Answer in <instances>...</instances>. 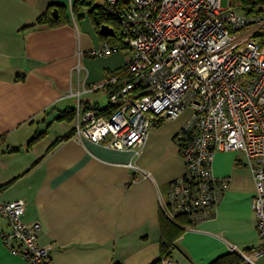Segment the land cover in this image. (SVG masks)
Masks as SVG:
<instances>
[{
  "label": "crops",
  "instance_id": "0c3cea01",
  "mask_svg": "<svg viewBox=\"0 0 264 264\" xmlns=\"http://www.w3.org/2000/svg\"><path fill=\"white\" fill-rule=\"evenodd\" d=\"M52 4L67 21L32 25ZM96 4L105 0H0V201H25L22 219L41 224L38 241L52 246L53 264H150L160 257L161 201L184 172L177 135L190 110L151 128L139 153L69 136L74 118L58 116L74 107L70 94L80 92L85 108H103L108 100L100 103L97 92L106 90L84 88L101 85L130 58L123 48L94 70L89 50L117 35L109 21L102 24L115 35L100 33L89 13ZM212 170L229 186L212 215L176 240L172 264H208L234 246L249 251L261 242L244 155L217 152ZM8 230L0 214V232ZM0 264L30 263L0 237Z\"/></svg>",
  "mask_w": 264,
  "mask_h": 264
},
{
  "label": "built area",
  "instance_id": "2783aa9c",
  "mask_svg": "<svg viewBox=\"0 0 264 264\" xmlns=\"http://www.w3.org/2000/svg\"><path fill=\"white\" fill-rule=\"evenodd\" d=\"M239 0H105L119 24V41L104 42L90 56L128 49L129 80L109 72V112L85 108L76 96L72 137L139 153L149 130L184 110L190 115L177 135L183 174L168 186L162 209L186 216L190 227L208 219L230 179L214 175L217 152H240L251 171L252 210L260 244L244 259L264 256V12L248 14ZM25 201H0L8 231L0 237L12 254L30 264H53L51 245L38 241L41 224L25 222ZM164 264H172L165 259Z\"/></svg>",
  "mask_w": 264,
  "mask_h": 264
},
{
  "label": "trees",
  "instance_id": "16d2710c",
  "mask_svg": "<svg viewBox=\"0 0 264 264\" xmlns=\"http://www.w3.org/2000/svg\"><path fill=\"white\" fill-rule=\"evenodd\" d=\"M241 1L240 7L244 9V11L248 14L253 13H259L264 12V0H251L252 2H249L248 5L244 4L247 3L246 0H239ZM55 8H58L55 4H52L48 7L47 11H45L32 25H42L45 24L49 27H55L58 26L65 21H67V18L63 13H61L58 10V16H55L52 12ZM59 9V8H58ZM73 11L74 13H77V3L73 5ZM90 16L94 22L95 25L99 26L102 23H106L109 21L111 24H113V27L115 31L117 32V35L114 37H111L112 40L115 42L119 41V24L118 20L107 14L105 11V8L101 5H93L90 8ZM125 66L122 68H117L116 70L112 71L115 73H118L120 75L119 82H125L129 80L130 76L125 72L124 70ZM107 92V95L110 93V88L105 89ZM111 104L108 101V104H106L103 108L94 107L98 111H104L109 112L111 110ZM74 108H68L65 109L62 113V115L58 116L59 119H66V120H73L75 116ZM73 130L70 132L69 136H72ZM39 137V134L35 135L30 141L29 144L34 142ZM190 222L186 216L183 214H178L175 216L174 219H170L166 212L164 210L161 211L160 215V257L156 260H154L150 264H164L165 259H172L173 257V251L177 247L176 240L183 234V232L186 230V228L190 227ZM244 252H248L247 250H242ZM250 251V250H249ZM113 264H120L119 262L113 263ZM208 264H250L248 263L244 257L242 256L241 252L238 250H230L218 257H216L214 260H212Z\"/></svg>",
  "mask_w": 264,
  "mask_h": 264
},
{
  "label": "rangeland",
  "instance_id": "374dc122",
  "mask_svg": "<svg viewBox=\"0 0 264 264\" xmlns=\"http://www.w3.org/2000/svg\"><path fill=\"white\" fill-rule=\"evenodd\" d=\"M246 1H247V3H244L246 5H248L249 2H252L251 0H246ZM226 3H227V0H222V6H225ZM240 3H241V1H240ZM240 3L238 4L239 6H241ZM123 51H126V50H123ZM114 54L115 55L112 56L113 58H115L116 56H118V54H121L122 55L123 53H122V51H119L118 53H114ZM89 58L92 60V64H93L94 70L97 71L98 70V64H99V62H101V60H103L105 57L104 56H91ZM85 72H86V70H85ZM97 93H99L98 94V96H99V98H98L99 99V102L102 103V104H105V102L108 100V98H107L108 96L105 93H103L102 90H99Z\"/></svg>",
  "mask_w": 264,
  "mask_h": 264
},
{
  "label": "water",
  "instance_id": "95a60500",
  "mask_svg": "<svg viewBox=\"0 0 264 264\" xmlns=\"http://www.w3.org/2000/svg\"><path fill=\"white\" fill-rule=\"evenodd\" d=\"M56 10H54L55 12ZM100 33L104 34V35H108V36H114L115 32L114 29L112 27H110L107 24H102L100 27Z\"/></svg>",
  "mask_w": 264,
  "mask_h": 264
}]
</instances>
